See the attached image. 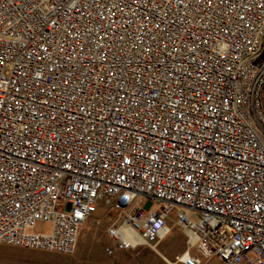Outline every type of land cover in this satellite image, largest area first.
<instances>
[{
    "label": "built area",
    "instance_id": "2783aa9c",
    "mask_svg": "<svg viewBox=\"0 0 264 264\" xmlns=\"http://www.w3.org/2000/svg\"><path fill=\"white\" fill-rule=\"evenodd\" d=\"M86 223L264 264V0H0V244Z\"/></svg>",
    "mask_w": 264,
    "mask_h": 264
},
{
    "label": "rangeland",
    "instance_id": "374dc122",
    "mask_svg": "<svg viewBox=\"0 0 264 264\" xmlns=\"http://www.w3.org/2000/svg\"><path fill=\"white\" fill-rule=\"evenodd\" d=\"M105 227L86 223L80 231L76 250L70 256L0 244V264H172L174 256L185 249L184 235L174 226L171 234L155 247L159 254L151 245L109 256L104 251L109 244ZM207 264L220 263L210 260Z\"/></svg>",
    "mask_w": 264,
    "mask_h": 264
},
{
    "label": "bare ground",
    "instance_id": "6f19581e",
    "mask_svg": "<svg viewBox=\"0 0 264 264\" xmlns=\"http://www.w3.org/2000/svg\"><path fill=\"white\" fill-rule=\"evenodd\" d=\"M157 246V245H156ZM156 246H151V248L157 253V254H159V252L156 250ZM167 261V260H166ZM168 262V261H167ZM168 264H171L170 262H168Z\"/></svg>",
    "mask_w": 264,
    "mask_h": 264
},
{
    "label": "snow or ice",
    "instance_id": "6c2138e0",
    "mask_svg": "<svg viewBox=\"0 0 264 264\" xmlns=\"http://www.w3.org/2000/svg\"><path fill=\"white\" fill-rule=\"evenodd\" d=\"M77 215H79V214H77Z\"/></svg>",
    "mask_w": 264,
    "mask_h": 264
}]
</instances>
